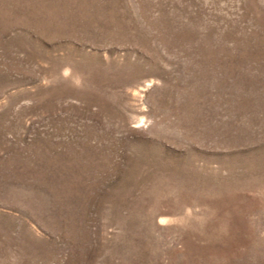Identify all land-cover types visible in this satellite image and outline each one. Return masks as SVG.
I'll return each instance as SVG.
<instances>
[{"label": "rangeland", "instance_id": "1", "mask_svg": "<svg viewBox=\"0 0 264 264\" xmlns=\"http://www.w3.org/2000/svg\"><path fill=\"white\" fill-rule=\"evenodd\" d=\"M0 264H264V0H0Z\"/></svg>", "mask_w": 264, "mask_h": 264}]
</instances>
